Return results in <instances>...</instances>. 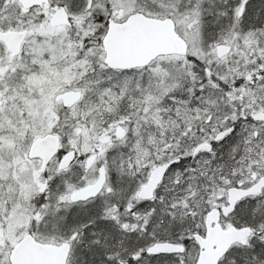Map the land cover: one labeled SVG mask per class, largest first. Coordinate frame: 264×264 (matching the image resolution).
<instances>
[{"label":"snow or ice","instance_id":"obj_1","mask_svg":"<svg viewBox=\"0 0 264 264\" xmlns=\"http://www.w3.org/2000/svg\"><path fill=\"white\" fill-rule=\"evenodd\" d=\"M0 264H264V0H0Z\"/></svg>","mask_w":264,"mask_h":264}]
</instances>
